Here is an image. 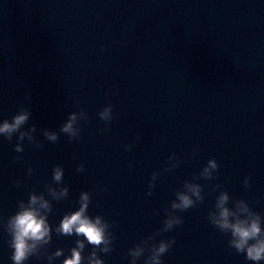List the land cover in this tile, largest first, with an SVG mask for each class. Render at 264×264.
<instances>
[{
    "label": "water",
    "instance_id": "1",
    "mask_svg": "<svg viewBox=\"0 0 264 264\" xmlns=\"http://www.w3.org/2000/svg\"><path fill=\"white\" fill-rule=\"evenodd\" d=\"M108 104L110 124L98 116ZM24 108L31 116L23 129L35 125L42 146L25 140L17 153L16 135L0 136V218L43 192L54 229L87 191L88 214L113 225V250L99 255L129 264V249L163 227L165 209L190 181L203 186L204 201L177 211L182 225L155 237L175 239L163 264H254L228 246L230 234L208 213L226 190L229 207L243 199L264 216V0H0V122ZM81 109L80 138L69 141L60 127ZM173 153L181 163L166 172ZM213 158L215 179H193ZM56 165L64 176L53 187L69 189L60 201L46 190ZM8 239L0 224V264H12ZM76 239L53 230L48 252L64 254L52 264H62ZM91 251L87 245L83 255Z\"/></svg>",
    "mask_w": 264,
    "mask_h": 264
},
{
    "label": "clouds",
    "instance_id": "2",
    "mask_svg": "<svg viewBox=\"0 0 264 264\" xmlns=\"http://www.w3.org/2000/svg\"><path fill=\"white\" fill-rule=\"evenodd\" d=\"M31 112L27 109H21L11 120L4 119L0 122V136L8 141H12L16 135L15 151L21 153L24 151L23 144L25 140L29 143L36 144L37 147L42 145L35 139L34 133L37 131L35 125L27 129L23 126L29 121ZM100 120L110 124L113 120L112 105L108 104L98 113ZM87 114L81 109L78 113L72 112L67 120L60 127L59 132L67 135L69 141L79 139L81 128L79 121L86 120ZM42 135L50 142L55 143L58 140L59 133L54 130L42 129ZM103 132L109 131V128L102 129ZM132 145H126L125 150L131 151ZM19 160L21 157L17 156ZM75 159V156H73ZM169 161H175L169 168L164 171H172L179 167L181 161L176 159L175 153L169 158ZM218 162L213 158L209 159L207 165L194 176L193 179L203 178L206 180L215 179V173L218 172ZM77 172H83L84 166H77ZM28 176H31L33 169L27 170ZM158 172H153L149 182L147 192L148 196L153 193L151 189L155 187V181ZM64 176V169L56 165L52 170V182L46 185L47 195L52 200L60 201L68 197L69 189L62 186L59 192L53 187V184L61 185ZM250 177L244 179V186L250 187ZM17 187L19 181H15ZM99 188V186H97ZM221 185L213 186V191L221 189ZM203 186L198 183L185 181L182 190L175 193V199L171 201L170 209H165L166 217L163 220V227L158 232L153 233L135 245L128 251L130 257L129 264H137V261L144 257L143 264H163L162 257L175 244V239L160 240L154 242L155 237L161 232L172 231L175 227L182 225L183 218L176 215L177 211L183 212L190 208L202 204L204 196L202 195ZM230 196L226 190L219 191L216 197L214 209L208 213L209 222L223 234H230L227 241L228 246L239 254H244L245 259L260 264L264 261V216L255 212L249 203L243 199L232 200V207H229ZM79 207L75 211H69L63 215L59 224L53 229L48 222V216L52 212V203L45 199V194L39 195L35 191L29 194L27 202L20 200L17 204L15 214L9 216L7 220L0 218V224L3 230L8 234V246L12 250L10 260L12 264H26L31 258L46 259L48 264L64 254L63 249H57L52 253L48 248L52 242V232L55 231L57 236H73L75 246L72 247L70 255L66 256L62 264H105L99 253L109 254L113 250V241L115 239L113 232L110 230L113 225L110 224L103 216L97 214L92 217L88 214L91 203L89 192H82L77 201ZM41 210H44L43 212ZM82 237V238H81ZM87 245L92 246V251L87 256L83 255ZM149 254L145 256V253Z\"/></svg>",
    "mask_w": 264,
    "mask_h": 264
}]
</instances>
